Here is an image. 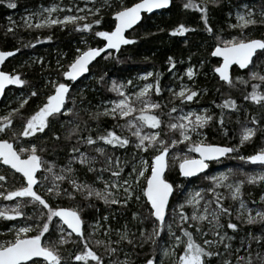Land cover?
Listing matches in <instances>:
<instances>
[{
    "label": "snow or ice",
    "instance_id": "snow-or-ice-1",
    "mask_svg": "<svg viewBox=\"0 0 264 264\" xmlns=\"http://www.w3.org/2000/svg\"><path fill=\"white\" fill-rule=\"evenodd\" d=\"M0 2H6L11 9L17 7V0ZM172 2L101 0L96 5L84 3L82 6L54 2L39 11L26 12L21 17L22 25L9 18L5 28L9 33L17 27L39 29L59 25L63 28L71 24L77 32H94L103 43L102 46L76 48V54L66 65L57 60L59 75L49 74L45 78L51 91L28 115L24 109L40 92L24 78V73L0 70V96L5 95L8 86H23L8 100L6 114L0 115V133L7 136L11 131V138H0V166L14 170L13 179L19 182L8 188L5 185L9 176L0 174V181L5 182L0 185V199L10 202L0 204V220L7 225L0 228V233L9 237L0 240V264H135L133 253L145 245L156 254L159 264H164L165 258H170L171 264H213L214 260L216 264H264V112H253L249 116V110L245 109L244 122H241V103L230 94L219 93V89L217 92L222 99L212 101L218 112L207 107L193 109L191 104L197 103V98L208 88L195 86L197 69L191 63V55L182 72L177 71V65L183 61L174 55L167 57V69L180 81L179 85L167 87L161 80L163 73L153 69L137 73L136 78L143 81L142 86L133 84L132 79L118 81L113 78L107 90L116 93V97L102 100L95 106L88 99L86 87L78 90V96L73 94L71 82L89 72L97 57L104 53L105 59L113 58L121 63L122 46L133 45L139 39L128 31L135 32L134 26L138 27L146 16L156 11L162 14ZM221 2L183 0L181 6L199 13L203 30L213 39L209 59L219 58L211 68L213 74L229 88L251 84V91L246 92L243 101L264 105V35L250 37L246 31L264 26V0L252 5H232L228 16H234L235 23L230 19L228 28L238 29L236 35L225 34L224 29H217L211 21L212 7ZM65 10L67 14L60 15ZM107 12L113 19L105 29L103 20ZM164 31L184 36L197 31V26L178 22L168 29L156 27V32ZM40 39L52 40L53 36L38 37L32 43ZM81 43H84L83 38ZM184 43L188 44V40ZM105 50L108 51L105 53ZM19 51L18 48L0 50V63ZM34 63L40 64L42 71L51 67L43 56L34 58ZM198 63L202 68L205 60L200 59ZM233 66L244 70L245 75L233 76L230 72ZM107 76V73L95 76V83L104 85ZM182 77H186L188 83ZM165 90L170 93V100L160 101ZM14 101L16 106L12 107ZM172 101L178 103L165 112ZM81 113L96 121L95 129L88 120H81ZM17 116L20 118L19 131L15 130ZM101 116L111 117L115 127L100 131ZM233 119L241 125L238 143L209 142L206 131L209 126H216L227 135V125ZM54 123L64 129L65 141H75L67 148L64 163L49 159V145L41 143L50 135L55 141L51 145L52 154L55 156L58 150L63 151L61 135L53 129ZM257 134L261 135L260 146L252 154H239L241 146L253 141ZM129 147L133 150L130 156L127 154ZM183 148L187 150H179ZM121 150L125 153L123 157L118 154ZM234 153L243 164L254 166L253 170L227 168L206 177L211 185L184 193L181 202L172 208L169 221L166 214L170 196L187 185L170 181L166 170L175 167L180 177L189 180ZM89 174L94 179L89 180ZM237 175L241 178H236ZM246 184L260 186L258 197L251 201L252 207L244 199ZM221 188L225 191H219ZM209 193L211 195H207ZM65 199L71 203L65 205ZM227 199L233 204H227ZM95 200L109 208L119 207L111 212L106 209L102 216L97 215L89 221L84 216L85 209L100 211ZM133 200L150 205L147 217L132 212V219L138 220L141 226L132 229L125 222L113 228L110 221ZM146 222L151 223V229L143 226ZM69 244L77 247L65 254L64 249ZM144 264H155V260L149 256Z\"/></svg>",
    "mask_w": 264,
    "mask_h": 264
},
{
    "label": "trees",
    "instance_id": "trees-1",
    "mask_svg": "<svg viewBox=\"0 0 264 264\" xmlns=\"http://www.w3.org/2000/svg\"><path fill=\"white\" fill-rule=\"evenodd\" d=\"M53 0H17V7L15 9H11L7 7L6 2H0V50L3 51H11L12 49H20L16 55L10 59L3 67V70L11 72L15 70L17 72H22L25 74L24 78L29 80L32 84L35 85L37 90L40 92V95L31 98L28 102L26 108L24 109L25 115L31 114V112L35 111L39 106L40 102L43 101L47 94L51 91V85L46 84V77L50 74L52 77H57L59 75V70L56 68L55 63L57 60H60L62 64H67L76 54V48H84L86 46H101L103 41L102 38H97L94 36V32H77L74 30L71 24L61 29L60 26H52L50 28H19L14 29L13 32L9 33L5 31L6 26L8 25L9 18L12 20L18 19L19 14L23 12H31L33 10H37L41 6H49ZM68 1V2H67ZM72 3L73 0H65L63 4ZM183 0H173L169 9L156 13L151 16H146L142 23L136 27L135 32L130 31L129 35H136L139 37L137 42L133 45L126 46L122 48V51L119 53L121 63H117V61L113 58L105 59L104 56L98 59L92 66L89 74L78 81L77 83L72 84L73 94L79 95V89L86 87L88 99L91 100L92 105L95 106L97 104H101L102 100H109L116 97V93L110 92L107 90V85L110 81L115 78L118 81H126L128 79H132L133 83H135L137 73L148 71V70H159L163 73L161 80L164 85L167 87L170 86L174 79V74L167 69L166 60L169 55H174L177 60L183 61L182 64L177 65V71L182 72L184 67L188 66L189 55L192 56L191 63L195 65L197 69V76L195 78V86L203 89L208 88V91L203 93L201 96L197 98V103H192L191 107L198 108H210L213 112H218L219 110L215 108V105L212 104L213 100L219 102L222 97L219 93L230 94L233 98L238 100V103H241V113L239 115V119L241 122H244L243 111L245 109L249 110V116L251 113L255 112L260 114L264 112V105H256L252 102L243 101V96L246 92L251 91V84L248 85H239L236 88H229L223 82L219 81L216 75L211 71L212 66L216 63V59H209L211 47L214 46L213 39L209 36L207 32L203 30L202 22L198 20L199 13L196 10H185L182 5ZM260 0H222L219 6L212 7L210 12V18L213 25L217 29H224L225 34L236 35L238 34V29H229L228 28V12L233 4L236 3H248L252 5L254 3L258 4ZM90 18L89 20H91ZM113 18L110 16V12L105 14L103 23L105 29L108 28L110 21ZM178 22H186L187 24L197 26V31L185 33L184 36H173L170 35L167 31L164 32H156V27L159 26L164 29H168L170 27L175 26ZM98 27V26H94ZM250 37H261L264 35V26L258 25L255 27H251L246 30ZM145 33H153L152 35H145ZM51 34L53 36L52 40H43L40 39L38 43H32L38 37H43L45 35ZM85 45L81 44V39ZM188 40V44L184 43V40ZM31 45V46H28ZM64 55H61V54ZM30 55H34L37 58L43 56L45 58V62L50 64V68H45L43 71L41 69V65L34 63L32 60L25 61L26 58ZM144 57H148L149 59L145 60ZM200 59L205 60L204 66L201 68L198 61ZM23 66V67H21ZM264 67V65H262ZM102 73H107V79L104 82V85H97L95 83V76H98ZM233 76L235 75H245L244 71H240L237 68L232 69ZM91 78L88 80V78ZM186 80L187 78L184 77ZM151 79V78H149ZM188 81V80H187ZM13 88V89H12ZM219 89V93L217 92ZM10 90L16 91L17 88L11 86L6 92L3 99L0 102L2 104L6 95ZM264 90V89H262ZM153 98L155 99V93H153ZM165 98L170 100V94L165 90L161 96L159 97L160 101H163ZM178 103V101H172L168 104V107L164 109L165 112L168 111V108L172 106V104ZM0 115H3L0 113ZM236 115L235 113L233 114ZM64 119V117H61ZM166 119V117H165ZM81 120H88L89 125L95 129L96 121L91 120L86 113H81ZM16 131L20 130V118L17 116L14 119ZM100 131H103L105 128H114V121L111 117L101 116L99 118ZM83 127V123H81ZM229 133L225 135L222 131H218L216 126H209L206 131L208 134L209 142H217V143H227V144H236L239 141L238 130L241 125L236 123V120L233 119L228 125ZM249 126H251L249 124ZM53 129L60 133L61 140L60 144L63 146V151L58 150V155H53L51 151V145L55 143L54 140L51 139L50 135L47 140H42L41 143H47L49 145V159H56L59 163H64L65 154L67 152V148L71 146V143H75V141H65L63 139L65 133L64 129L60 127L58 123L53 124ZM118 132L121 129H115ZM51 130H49L50 133ZM124 134L128 133L124 131ZM0 138H11V131L5 136V134L0 133ZM261 135L257 134L253 141L247 142L245 145L241 146L238 150L239 154L247 155L252 154L261 144ZM179 148V146H177ZM186 148L179 149L184 151ZM132 148H128V155L132 154ZM120 156H125L123 150L118 153ZM237 154L234 153L229 157L224 158L220 162H215L210 165L207 172L202 174L201 176L185 180L179 176L178 169L172 168L171 170H167V177L170 181H176L181 185H187V187L182 188L181 190H176L172 195V198L169 203V208L167 212L168 220H172V208L179 202H181L182 195L185 193L186 189L195 186L196 188H207L211 185V181L206 177L211 176L213 171L216 169H227V168H240L243 167L245 170L251 171L253 167L251 164L245 165L240 160L236 159L235 156ZM130 167V166H129ZM7 168H3L0 166V174H7L9 176V180L5 185L4 181H0V185H5L8 188L13 187L15 184L19 182L13 179L15 174L11 173ZM236 178H241L237 175ZM88 179L92 180L94 177L89 174ZM66 186V185H65ZM102 186V185H99ZM219 191H225L223 188L219 189ZM245 193L244 199L249 203V206L252 207L251 201L256 199L259 195L260 186H252L245 185L243 188ZM251 193V195H248ZM207 195H211L210 193ZM9 201H5L0 199V204H8ZM71 202L67 199L64 200V204L68 205ZM97 208L100 209L99 213L95 211L94 208L85 209L84 216L87 220L91 221L93 217L97 215L102 216L103 212L107 209L108 211H113L115 208L119 207L113 206L109 208L108 205H105L102 201L95 200L94 201ZM227 204H233L230 199L226 200ZM146 204H143V208L140 211V214L144 217L148 216ZM144 209L146 211L144 212ZM186 210L190 212V209L186 206ZM130 208H122L119 213H117V218L115 220H111L113 228L120 227L121 223H128L130 228L136 226L134 222L130 221ZM20 219V218H17ZM2 220H0V228L6 227ZM132 226V227H131ZM140 223L138 227H140ZM148 229H151L152 225L150 222H146L145 225ZM175 227V224L173 225ZM133 229V228H132ZM167 230V223L165 224V233ZM139 233L136 232V235ZM0 240L3 238L0 237ZM77 245L69 244L67 248L64 249L65 254L67 251L72 248H76ZM102 253L103 250L99 249ZM135 256V264L140 262L144 264V260L151 256L154 259L156 258V254L150 250L149 245H145L143 249H137L136 252L133 253ZM213 264H216V261H213Z\"/></svg>",
    "mask_w": 264,
    "mask_h": 264
},
{
    "label": "rangeland",
    "instance_id": "rangeland-1",
    "mask_svg": "<svg viewBox=\"0 0 264 264\" xmlns=\"http://www.w3.org/2000/svg\"><path fill=\"white\" fill-rule=\"evenodd\" d=\"M64 1H65V0H53L52 3L55 2V3L63 4ZM67 2H68V1H67ZM100 2H101V0H73L72 3H74V4H78V5L82 6L84 3H89L90 5H96V4L100 3ZM52 3H51V4H52ZM51 4H50V5H51ZM242 4H244V3H242ZM247 4H248V3H247ZM50 5H49V6H50ZM45 7H48V6H41V7H39L37 10H33V11H31V12L39 11V10H41L42 8H45ZM25 13H26V12L20 13V14H19V18H18V19H14V21L16 22L17 25H22L23 21H22L21 17H22L23 15H25ZM41 14H42V15H46V13H41ZM63 14H67V10H65L64 12H61V13H60V15H63ZM90 18H92V17H89V19H90ZM227 18H228L227 22H229V20L231 19V22H232V23H235V18H234V16L231 17V18L228 16ZM8 23H9V21H8ZM54 26H59V25H54ZM19 28L22 29V28H24V27H19ZM15 29H17V28H15ZM24 29H27V28H24ZM61 29H64V27L61 28ZM81 44H82V45H85V43H81ZM34 58H37V57L34 56V55H30V56H28V57L26 58L25 61H28V60H32V61H34ZM55 66H56V68H57L56 63H55ZM90 79H91V78L89 77L88 80H90ZM182 79L184 80L185 83H188V81H187L184 77H182ZM142 83H143V81H140V80H138V79L136 78L135 83H133V84L142 86ZM179 83H180L179 80H175V79H173V81H172V83L170 84L169 87H172L173 84H175V85H179ZM13 87H16L17 90H16V91H14V90H10V91L8 92V94L6 95L5 99L3 100L2 104L0 105V113H2V114H6V106H8V100H9V99H12L14 93L18 94V90H19L20 88H23V86H13ZM12 89H13V88H12ZM168 93H169V92H168ZM169 94H170V93H169ZM11 106H12V107H15V106H16V102L14 101L13 104H12ZM192 108H193V109H197V110L200 109V108H198V107H192ZM186 150H187V149H185L184 151H186ZM145 158L147 159V157H145ZM129 168H130V167H129ZM173 168H174V167H173ZM223 170H225V169H216L215 171H213V173H212L211 175H215L218 171H223ZM106 175H107V174H106ZM125 175H126V173H125ZM189 189H196V187H195V186H191V187L187 188L186 191H185V193H187V191H188ZM179 203H180V202H179ZM143 204H144V203L136 202L135 200H133V201L127 206V208H130V213H129L130 221H131V222H134V224H135V226H136V229L138 228L139 221H138V220H133V219H132V212L135 211V212L140 213L141 209L143 208ZM145 211H146V209H144V212H145ZM111 225H112V224H111ZM120 225H123V224L121 223ZM112 227H113V226H112ZM116 227H117V226H116ZM116 227H115V228H116ZM131 227H132V226H131ZM132 228L134 229V227H132ZM0 237L3 238V239H8V238H9V237L3 235L2 233H0ZM115 238H116L115 235H113V239H115ZM154 260H155V264H159V260H158V259L155 258ZM136 264H143V263L138 262V263H136ZM164 264H171V259H170V258H165V260H164Z\"/></svg>",
    "mask_w": 264,
    "mask_h": 264
},
{
    "label": "water",
    "instance_id": "water-1",
    "mask_svg": "<svg viewBox=\"0 0 264 264\" xmlns=\"http://www.w3.org/2000/svg\"><path fill=\"white\" fill-rule=\"evenodd\" d=\"M170 8V7H169ZM168 8V9H169ZM156 13H159V11H156L155 12V14ZM140 24V23H139ZM137 26H134V28H136ZM130 31H128V33H129ZM103 41V40H102ZM102 46V45H101ZM124 47H126V46H122V48H124ZM108 50H105V53L107 52ZM113 51H115V50H113ZM16 53L17 52H15L12 56H10V57H6L5 58V61L3 62V63H0V70H3V67H4V65L10 60V59H12L15 55H16ZM105 54L104 53H102L101 54V56H99V57H97L96 59H95V61L94 62H92V64H91V66L98 60V59H100L101 57H103ZM212 58H214V59H219V58H216V57H212ZM233 68H237L238 70H240L239 68H238V66H233L232 68H230V72H232V69ZM240 71H244V70H240ZM89 74V72H87V73H84L83 75H82V77L81 78H78V80L77 81H75V82H71L72 84H74V83H77L78 81H80L81 79H83L84 77H86L87 75ZM217 78H218V76H217ZM219 79V78H218ZM219 81H221L220 79H219ZM222 82V81H221ZM11 86H8V88L6 89V91L10 88ZM3 97H4V95L3 96H0V102H1V100L3 99ZM224 158H222L221 160H223ZM220 160V161H221ZM219 161V162H220ZM5 167H7V166H5ZM207 170L208 169H206V170H204V173L205 172H207ZM12 171H14V170H12ZM167 171V170H166ZM203 173V174H204ZM202 174H197L196 175V177H194V178H197V177H199V176H201ZM181 178H183V177H181ZM194 178H189V180L190 179H194ZM184 179V178H183ZM171 198H172V196H170V200H171ZM149 207H150V205H148Z\"/></svg>",
    "mask_w": 264,
    "mask_h": 264
},
{
    "label": "flooded vegetation",
    "instance_id": "flooded-vegetation-1",
    "mask_svg": "<svg viewBox=\"0 0 264 264\" xmlns=\"http://www.w3.org/2000/svg\"><path fill=\"white\" fill-rule=\"evenodd\" d=\"M11 88V87H10ZM3 168H7V167H5V166H2ZM11 173H13V174H15V172L14 171H12L11 169H8Z\"/></svg>",
    "mask_w": 264,
    "mask_h": 264
},
{
    "label": "bare ground",
    "instance_id": "bare-ground-1",
    "mask_svg": "<svg viewBox=\"0 0 264 264\" xmlns=\"http://www.w3.org/2000/svg\"><path fill=\"white\" fill-rule=\"evenodd\" d=\"M217 77V76H216ZM219 80V79H218Z\"/></svg>",
    "mask_w": 264,
    "mask_h": 264
}]
</instances>
